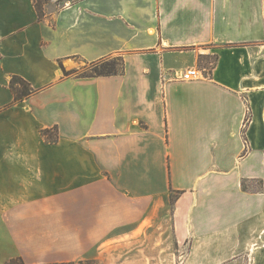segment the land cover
<instances>
[{
  "label": "crops",
  "instance_id": "obj_1",
  "mask_svg": "<svg viewBox=\"0 0 264 264\" xmlns=\"http://www.w3.org/2000/svg\"><path fill=\"white\" fill-rule=\"evenodd\" d=\"M44 2L0 0V264L151 230L183 264H264V0ZM116 56L123 74L69 73ZM14 76L36 93L15 102Z\"/></svg>",
  "mask_w": 264,
  "mask_h": 264
},
{
  "label": "rangeland",
  "instance_id": "obj_2",
  "mask_svg": "<svg viewBox=\"0 0 264 264\" xmlns=\"http://www.w3.org/2000/svg\"><path fill=\"white\" fill-rule=\"evenodd\" d=\"M43 2L44 0L41 2L42 6L45 5ZM112 58H108V63H113ZM74 64L76 68H71L74 70L69 73L77 75L91 73V63L75 59ZM175 197L176 195H172V203ZM160 233L158 230H151L147 236L130 243H122L114 247L106 244L101 252L91 254L88 258L79 261H84L83 264H183L187 257V248L178 249L169 235L165 240L164 233L161 237ZM249 263V258L246 261L236 259L232 262V264Z\"/></svg>",
  "mask_w": 264,
  "mask_h": 264
},
{
  "label": "trees",
  "instance_id": "obj_3",
  "mask_svg": "<svg viewBox=\"0 0 264 264\" xmlns=\"http://www.w3.org/2000/svg\"><path fill=\"white\" fill-rule=\"evenodd\" d=\"M42 0H34L36 9L38 10L40 18L43 17ZM202 59V58H201ZM103 60L99 62L91 63L90 74L80 75L81 77H108L123 74L125 70V61L122 56H116L112 58L113 63ZM107 61V62H105ZM68 75V74H67ZM10 86L15 94V102H22L28 99L31 95L36 93V90L25 79L14 76L11 79ZM42 136L47 142L55 143L59 139L57 128L42 130ZM84 261L79 262H65V263H45V264H83ZM7 264H27L21 257L11 259Z\"/></svg>",
  "mask_w": 264,
  "mask_h": 264
},
{
  "label": "built area",
  "instance_id": "obj_4",
  "mask_svg": "<svg viewBox=\"0 0 264 264\" xmlns=\"http://www.w3.org/2000/svg\"><path fill=\"white\" fill-rule=\"evenodd\" d=\"M203 77L201 71L197 68L188 69L182 76L184 81L199 80Z\"/></svg>",
  "mask_w": 264,
  "mask_h": 264
}]
</instances>
